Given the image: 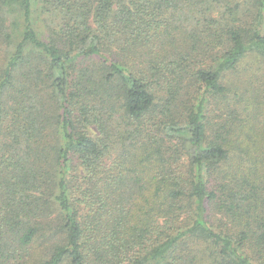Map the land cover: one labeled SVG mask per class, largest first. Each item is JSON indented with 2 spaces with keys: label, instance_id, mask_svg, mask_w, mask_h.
<instances>
[{
  "label": "trees",
  "instance_id": "obj_1",
  "mask_svg": "<svg viewBox=\"0 0 264 264\" xmlns=\"http://www.w3.org/2000/svg\"><path fill=\"white\" fill-rule=\"evenodd\" d=\"M0 17V264H264V0Z\"/></svg>",
  "mask_w": 264,
  "mask_h": 264
},
{
  "label": "rangeland",
  "instance_id": "obj_2",
  "mask_svg": "<svg viewBox=\"0 0 264 264\" xmlns=\"http://www.w3.org/2000/svg\"><path fill=\"white\" fill-rule=\"evenodd\" d=\"M12 19L13 17L10 19L8 17H0V78L2 77V70L4 69V67L6 66V64L8 63V59L10 58V55L14 52V47H15V39H16V35L17 33H15V26H12ZM44 21V17L41 16V14H37L35 17V26H37V28H41L42 27V23ZM2 27H4V29H2ZM2 30V32H1ZM14 30V33L12 34ZM43 33V30L40 32ZM12 34V39L10 40L9 38H7V36H11ZM191 96H194V88L193 86H191ZM12 92H9L5 99L6 102H10L11 105L14 104V97L13 95L11 97L8 98V95L11 94ZM196 98V97H195ZM195 100V99H194ZM197 101V100H196ZM10 122V121H9ZM9 122L6 120L5 124H9ZM5 134V131H4ZM3 134V135H4ZM6 137L4 136V138H2L1 143H0V147L2 146L3 142H6ZM2 150V149H1ZM1 152V151H0ZM3 173V170L0 169V174ZM3 193L0 192V198L3 197L2 195ZM41 251H38L36 253V256L40 255Z\"/></svg>",
  "mask_w": 264,
  "mask_h": 264
}]
</instances>
